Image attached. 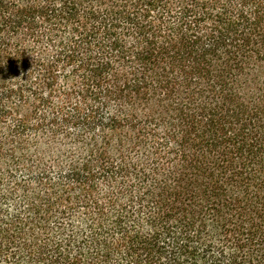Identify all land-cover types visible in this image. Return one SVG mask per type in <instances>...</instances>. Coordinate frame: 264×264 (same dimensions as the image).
<instances>
[{
    "label": "trees",
    "instance_id": "16d2710c",
    "mask_svg": "<svg viewBox=\"0 0 264 264\" xmlns=\"http://www.w3.org/2000/svg\"><path fill=\"white\" fill-rule=\"evenodd\" d=\"M0 264H264V0H0Z\"/></svg>",
    "mask_w": 264,
    "mask_h": 264
}]
</instances>
